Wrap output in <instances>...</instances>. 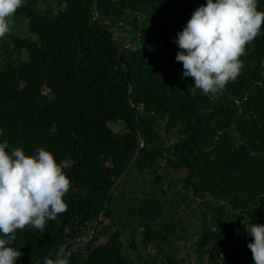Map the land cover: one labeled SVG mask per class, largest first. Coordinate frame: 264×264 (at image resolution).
Listing matches in <instances>:
<instances>
[{
	"label": "trees",
	"instance_id": "1",
	"mask_svg": "<svg viewBox=\"0 0 264 264\" xmlns=\"http://www.w3.org/2000/svg\"><path fill=\"white\" fill-rule=\"evenodd\" d=\"M93 3L23 0L12 19L28 35L0 36V140L50 150L71 185L43 229L15 230V264H42L61 244L69 264H186L172 244L193 222L197 264H252L244 225L264 223V21L237 77L211 94L174 58L173 38L205 0H96V17Z\"/></svg>",
	"mask_w": 264,
	"mask_h": 264
},
{
	"label": "clouds",
	"instance_id": "2",
	"mask_svg": "<svg viewBox=\"0 0 264 264\" xmlns=\"http://www.w3.org/2000/svg\"><path fill=\"white\" fill-rule=\"evenodd\" d=\"M258 0H205L198 4L177 31L175 60L182 76L193 78V87L216 94L235 79L243 61L245 44L261 31L264 9ZM23 0H0V36L10 31L12 14ZM7 149V151H6ZM70 178L54 154L38 147L26 154L0 140V264H15L22 253L12 246L15 230L26 224L43 229L47 220L66 210L64 194ZM252 264H264V223L247 222ZM71 251L61 244L44 256L42 264H69ZM40 264V262H37Z\"/></svg>",
	"mask_w": 264,
	"mask_h": 264
},
{
	"label": "rangeland",
	"instance_id": "3",
	"mask_svg": "<svg viewBox=\"0 0 264 264\" xmlns=\"http://www.w3.org/2000/svg\"><path fill=\"white\" fill-rule=\"evenodd\" d=\"M10 31L19 34V35H28L25 29L24 20L12 19V24L10 26ZM112 128L115 125L110 124ZM190 211H185L184 215L188 216ZM183 216V214L181 215ZM184 223H187L184 221ZM198 234V225L197 222H193L189 228H187V233L183 234V237L174 241L172 244V248L174 249L177 256H181L184 258L186 264H197L196 254L193 248V241L195 240ZM126 246V243L124 244Z\"/></svg>",
	"mask_w": 264,
	"mask_h": 264
},
{
	"label": "water",
	"instance_id": "4",
	"mask_svg": "<svg viewBox=\"0 0 264 264\" xmlns=\"http://www.w3.org/2000/svg\"><path fill=\"white\" fill-rule=\"evenodd\" d=\"M93 13H94V16L96 17V16H97V14H96V0H94V3H93ZM141 145H142V144H140L139 147H140ZM137 153H138V151H137ZM137 153H136V155H137ZM136 155H135V156H136ZM134 158H135V157H134ZM134 158H133V160H134ZM133 160H131L130 163L126 166V168L124 169V171L120 174V176H119V177L117 178V180L115 181V184L113 185V187L110 189L109 194H108V197H107V199H106L105 207L108 205V203H109V201H110V199H111V197H112V195H113V193H114V191H115V188H116L117 184L120 182V180L122 179L123 175H124L125 172L128 170V168L130 167V165L132 164ZM101 218H102V214H101V216H100V219H101Z\"/></svg>",
	"mask_w": 264,
	"mask_h": 264
}]
</instances>
